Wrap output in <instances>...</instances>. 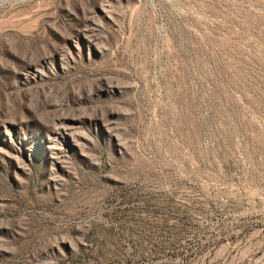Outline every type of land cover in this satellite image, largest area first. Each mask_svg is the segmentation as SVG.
I'll return each mask as SVG.
<instances>
[{
    "label": "rangeland",
    "instance_id": "rangeland-1",
    "mask_svg": "<svg viewBox=\"0 0 264 264\" xmlns=\"http://www.w3.org/2000/svg\"><path fill=\"white\" fill-rule=\"evenodd\" d=\"M0 264H264V0H0Z\"/></svg>",
    "mask_w": 264,
    "mask_h": 264
}]
</instances>
